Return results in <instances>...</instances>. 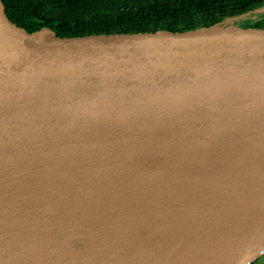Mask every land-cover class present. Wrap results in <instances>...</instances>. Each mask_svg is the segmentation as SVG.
Instances as JSON below:
<instances>
[{
    "label": "water",
    "instance_id": "obj_1",
    "mask_svg": "<svg viewBox=\"0 0 264 264\" xmlns=\"http://www.w3.org/2000/svg\"><path fill=\"white\" fill-rule=\"evenodd\" d=\"M258 12L60 36L20 27L0 0V264L263 255L264 208L232 221L231 205L183 200L194 174L243 186L240 165L264 163Z\"/></svg>",
    "mask_w": 264,
    "mask_h": 264
},
{
    "label": "trees",
    "instance_id": "obj_2",
    "mask_svg": "<svg viewBox=\"0 0 264 264\" xmlns=\"http://www.w3.org/2000/svg\"><path fill=\"white\" fill-rule=\"evenodd\" d=\"M10 20L60 36L205 24L242 14L264 0H3ZM264 21V18L261 19Z\"/></svg>",
    "mask_w": 264,
    "mask_h": 264
},
{
    "label": "bare ground",
    "instance_id": "obj_3",
    "mask_svg": "<svg viewBox=\"0 0 264 264\" xmlns=\"http://www.w3.org/2000/svg\"><path fill=\"white\" fill-rule=\"evenodd\" d=\"M240 167L242 173H239L237 177L243 182V186L233 182H215L211 177L203 174L192 175L195 190L183 195L189 210L196 213L200 207L210 204L212 207L221 208L231 205L239 214L236 219L232 218V221L237 220L241 214L261 211L264 208V163L252 161ZM212 186L218 188L223 195L222 198L213 196L209 190Z\"/></svg>",
    "mask_w": 264,
    "mask_h": 264
},
{
    "label": "rangeland",
    "instance_id": "obj_4",
    "mask_svg": "<svg viewBox=\"0 0 264 264\" xmlns=\"http://www.w3.org/2000/svg\"><path fill=\"white\" fill-rule=\"evenodd\" d=\"M251 16L256 17L258 19H263L264 12L253 13ZM253 264H264V254L258 257L255 261H253Z\"/></svg>",
    "mask_w": 264,
    "mask_h": 264
},
{
    "label": "built area",
    "instance_id": "obj_5",
    "mask_svg": "<svg viewBox=\"0 0 264 264\" xmlns=\"http://www.w3.org/2000/svg\"><path fill=\"white\" fill-rule=\"evenodd\" d=\"M246 264H253V262L252 261H248V262H246Z\"/></svg>",
    "mask_w": 264,
    "mask_h": 264
}]
</instances>
